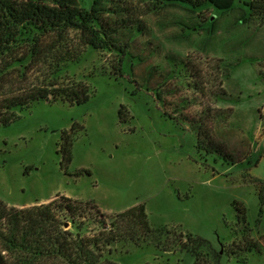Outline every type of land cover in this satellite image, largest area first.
<instances>
[{
	"label": "rangeland",
	"instance_id": "rangeland-1",
	"mask_svg": "<svg viewBox=\"0 0 264 264\" xmlns=\"http://www.w3.org/2000/svg\"><path fill=\"white\" fill-rule=\"evenodd\" d=\"M112 10L140 29L131 56L85 45L72 30L67 43L81 57L62 66L56 85H47L45 65L14 69L0 83V97L49 91L0 126V200L17 208L60 196L82 202L86 218L64 228L83 235L143 204L151 227L173 234L160 250L117 246V264H193L178 233L207 240L220 264H264V249L227 253L243 236L264 242V21L242 0L224 11L113 0ZM19 47L8 50L20 58ZM74 90L88 100H66ZM62 132L72 141L64 167Z\"/></svg>",
	"mask_w": 264,
	"mask_h": 264
},
{
	"label": "trees",
	"instance_id": "trees-1",
	"mask_svg": "<svg viewBox=\"0 0 264 264\" xmlns=\"http://www.w3.org/2000/svg\"><path fill=\"white\" fill-rule=\"evenodd\" d=\"M82 1L85 8L79 13L77 0H0V59L5 61L3 67L0 66V83L14 69L23 75L30 67L39 65L42 69L45 65L47 85H56L53 81L62 66L77 63L81 57L67 43V33L72 30L79 33L85 45L131 56L126 49L140 29L128 26L123 18L120 21L118 17L112 19L117 12L112 10L113 0ZM146 1L151 3L152 10L167 3L191 9L207 3L224 11L232 8L236 0ZM242 5L249 16L264 21V0H242ZM123 30L128 32L124 34ZM18 45L23 49L19 51L20 58L11 55L13 47ZM47 96V90H34L0 97V126L17 120L18 112ZM155 97L161 99L159 91ZM88 98L86 91L74 90L66 95V100L76 104ZM60 139L61 166L64 167L71 161L72 141L69 132H62ZM81 204L65 196L22 208L8 207L0 200V264H117L110 258L117 246L125 248V253L133 247L154 246L160 250L163 241L173 234L163 227H151L143 204L110 216L107 225L101 221V227L88 235L65 229L66 219L74 222L86 218ZM236 208L244 221L245 208ZM177 236L176 245L194 256L193 264H220L221 252L212 248L207 240L189 233ZM241 238L232 241L228 254L236 256L242 251L261 252L264 249V242Z\"/></svg>",
	"mask_w": 264,
	"mask_h": 264
},
{
	"label": "crops",
	"instance_id": "crops-1",
	"mask_svg": "<svg viewBox=\"0 0 264 264\" xmlns=\"http://www.w3.org/2000/svg\"><path fill=\"white\" fill-rule=\"evenodd\" d=\"M50 199H48L47 201H49ZM42 202H44V201H41V202H38V203H42Z\"/></svg>",
	"mask_w": 264,
	"mask_h": 264
}]
</instances>
